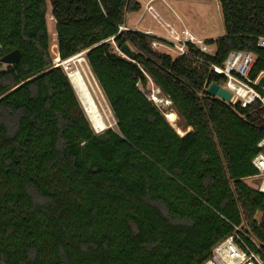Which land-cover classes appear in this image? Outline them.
<instances>
[{
    "label": "trees",
    "instance_id": "1",
    "mask_svg": "<svg viewBox=\"0 0 264 264\" xmlns=\"http://www.w3.org/2000/svg\"><path fill=\"white\" fill-rule=\"evenodd\" d=\"M213 56L154 51L126 30L137 0H48L61 61L84 60L114 120L96 134L66 73L52 66L46 0H0V264H202L234 227L264 245V196L243 180L264 138L263 109L206 89L231 52L264 73V0H218ZM121 28H126L121 30ZM151 82L180 138L141 90Z\"/></svg>",
    "mask_w": 264,
    "mask_h": 264
},
{
    "label": "built area",
    "instance_id": "2",
    "mask_svg": "<svg viewBox=\"0 0 264 264\" xmlns=\"http://www.w3.org/2000/svg\"><path fill=\"white\" fill-rule=\"evenodd\" d=\"M146 36L154 41L151 48L154 50L163 48L170 55L176 57H187L196 64H203V60L194 54V51L202 55L213 56L214 46L208 45L188 30H181L179 33L168 29L162 36L156 32H144ZM257 46L264 49V39L257 40ZM57 54V52H56ZM84 56V53L79 54ZM68 60L61 61L56 55L52 59L54 68H61L67 73ZM253 64L251 54L236 51L231 52L222 66L210 65V71L224 78L219 85L232 96V104L239 105L241 108L258 103L263 109L262 120L264 122V88L258 86V80L264 76L261 73L254 81H251L250 70ZM258 152L252 158L251 165L256 171L252 177L256 181L255 190L264 196V138L257 145ZM255 218L259 223L264 215L256 213ZM202 264H264V245L242 230L241 227H234L232 234L217 243L211 250L210 256Z\"/></svg>",
    "mask_w": 264,
    "mask_h": 264
},
{
    "label": "rangeland",
    "instance_id": "3",
    "mask_svg": "<svg viewBox=\"0 0 264 264\" xmlns=\"http://www.w3.org/2000/svg\"><path fill=\"white\" fill-rule=\"evenodd\" d=\"M141 9L139 12L129 14L126 17V26L129 30L134 29L136 32H155L154 30L162 26L157 33L162 36L166 33L168 28L164 25V21L168 24H174V30H188L197 36L200 40L208 42L214 41L224 36L221 9L218 0H137ZM46 21L47 31L50 37V56L52 59L56 57V40H55V22L51 18V12L48 0ZM152 8V9H151ZM154 18V19H153ZM163 21V22H162ZM183 23V28L181 27ZM161 24V25H160ZM179 26V27H176ZM182 28V29H181ZM126 28H121L124 30ZM128 30V29H126ZM133 31V30H132ZM156 51V49H154ZM156 52L170 55L165 49L159 48ZM84 59V56H81ZM174 57V56H171ZM175 58V57H174ZM85 61V60H84ZM86 65V62H85ZM6 65H1L2 69H5ZM87 67V65H86ZM67 73L74 68L72 61L67 63ZM88 68V67H87ZM222 83V82H221ZM146 97L155 105V107L161 112L172 111L170 104L163 106L152 100L154 94L159 97L158 89L149 82L144 89H141ZM164 98V97H163ZM106 103V102H105ZM107 105V104H106ZM108 107V106H107ZM166 111H165V110ZM83 110V109H82ZM174 113V112H173ZM109 119L106 122V126L101 131H96L91 126L94 133L99 134L106 129H111L114 126V120L108 108ZM176 116V115H175ZM181 133H187V129L183 127L179 118H176L174 124ZM243 182L252 189H255L256 181L252 178L245 179Z\"/></svg>",
    "mask_w": 264,
    "mask_h": 264
},
{
    "label": "bare ground",
    "instance_id": "4",
    "mask_svg": "<svg viewBox=\"0 0 264 264\" xmlns=\"http://www.w3.org/2000/svg\"><path fill=\"white\" fill-rule=\"evenodd\" d=\"M69 61L73 62L74 68L66 73L67 78L74 89L89 123H91V126L96 129V131H101L104 129L109 119L108 107L85 65L84 59L78 55L69 59ZM152 100L163 106H168L170 104L167 99L159 97L156 94L153 95ZM162 115L171 128L182 136L183 133L174 125L176 121L175 114L169 110L168 112H163ZM189 130L190 128L187 129V132H189Z\"/></svg>",
    "mask_w": 264,
    "mask_h": 264
},
{
    "label": "water",
    "instance_id": "5",
    "mask_svg": "<svg viewBox=\"0 0 264 264\" xmlns=\"http://www.w3.org/2000/svg\"><path fill=\"white\" fill-rule=\"evenodd\" d=\"M1 49V48H0ZM19 58V51L18 50H13L3 56L0 57V63L2 65H6V66H11L13 64H15L17 62ZM258 86L261 88H264V76H262L259 80H258ZM206 92L209 96L217 98L219 100H221L222 102L226 103V104H232V96L229 92H227L223 87H221L219 84L216 83H211L207 89ZM171 105V104H170ZM175 114V113H174ZM176 115V114H175ZM176 118H178V116L176 115ZM171 127V126H170ZM173 129V128H172ZM174 130V129H173ZM187 133H183L182 136H180L179 134H177L180 138L185 137Z\"/></svg>",
    "mask_w": 264,
    "mask_h": 264
},
{
    "label": "crops",
    "instance_id": "6",
    "mask_svg": "<svg viewBox=\"0 0 264 264\" xmlns=\"http://www.w3.org/2000/svg\"><path fill=\"white\" fill-rule=\"evenodd\" d=\"M152 9V8H151ZM154 19V18H153ZM163 22V21H162ZM164 23V25L168 28V29H171V30H173V32H175V33H179L180 31H175L174 30V24H168L166 21H164L163 22ZM180 24H182L181 25V27L183 28V23H181L180 22ZM161 25V24H160ZM176 27H179V26H176ZM162 28V26H160L159 28H157V29H155L154 31L157 33L158 31H159V29H161ZM180 28V27H179ZM181 28V29H182ZM128 30H129V28H128ZM133 31H134V29H132ZM140 33H144V32H140ZM159 34V33H158ZM215 41V40H214ZM189 132H191V129L189 130Z\"/></svg>",
    "mask_w": 264,
    "mask_h": 264
}]
</instances>
